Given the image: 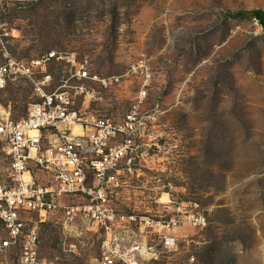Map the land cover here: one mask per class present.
Listing matches in <instances>:
<instances>
[{"label": "rangeland", "instance_id": "rangeland-1", "mask_svg": "<svg viewBox=\"0 0 264 264\" xmlns=\"http://www.w3.org/2000/svg\"><path fill=\"white\" fill-rule=\"evenodd\" d=\"M253 9L264 0H0V64L10 58L34 72L0 89V110L14 120L38 100L42 73L52 75L46 90L70 73L64 60L33 64L51 52L74 53L100 76L122 75L118 84L88 82L98 99L80 103L118 120L148 73L142 128L158 145L111 204L162 214L169 193L209 208L210 222L183 226L177 247L137 264H264V26L226 16ZM7 179L0 146V183ZM75 223L70 232L60 210L45 221L33 215L48 264H98L103 234L80 216ZM13 256L1 259L14 264Z\"/></svg>", "mask_w": 264, "mask_h": 264}, {"label": "built area", "instance_id": "built-area-1", "mask_svg": "<svg viewBox=\"0 0 264 264\" xmlns=\"http://www.w3.org/2000/svg\"><path fill=\"white\" fill-rule=\"evenodd\" d=\"M52 59L70 66V73L55 88L45 89L52 75L42 73L35 82L38 100L29 104L22 118L14 120L10 112L0 110V146L8 161V182L0 183V264L8 255H14V264H48L39 255L33 215L45 221L57 210L70 232L77 231L75 220L80 216L103 234L98 264H137L136 257L157 258L160 249L178 246V229L206 226L209 208L197 201L174 200L169 193L162 201V214L124 212L111 204L124 177L137 172L152 144L158 145L142 128L146 116L140 107L147 98L148 73L132 108L118 120L87 112L80 103L98 99L88 82L118 84L122 75L91 73L67 52H51L33 64ZM33 73L9 58L0 64V89L12 75Z\"/></svg>", "mask_w": 264, "mask_h": 264}, {"label": "trees", "instance_id": "trees-1", "mask_svg": "<svg viewBox=\"0 0 264 264\" xmlns=\"http://www.w3.org/2000/svg\"><path fill=\"white\" fill-rule=\"evenodd\" d=\"M248 15L256 18L264 26V9H253L249 11H237V12H228L226 16L234 18H244Z\"/></svg>", "mask_w": 264, "mask_h": 264}]
</instances>
